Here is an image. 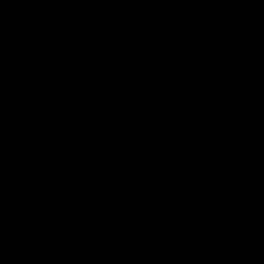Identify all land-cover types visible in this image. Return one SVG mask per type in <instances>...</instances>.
<instances>
[{
	"label": "water",
	"instance_id": "water-1",
	"mask_svg": "<svg viewBox=\"0 0 264 264\" xmlns=\"http://www.w3.org/2000/svg\"><path fill=\"white\" fill-rule=\"evenodd\" d=\"M0 264H264V0H0Z\"/></svg>",
	"mask_w": 264,
	"mask_h": 264
}]
</instances>
